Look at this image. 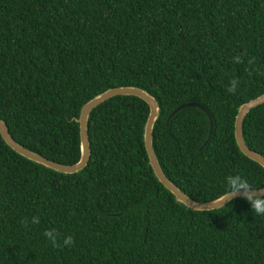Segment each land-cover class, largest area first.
Instances as JSON below:
<instances>
[{"label":"trees","instance_id":"obj_1","mask_svg":"<svg viewBox=\"0 0 264 264\" xmlns=\"http://www.w3.org/2000/svg\"><path fill=\"white\" fill-rule=\"evenodd\" d=\"M118 87L155 99L154 154L191 200L218 199L229 175L264 187V169L234 137L239 107L264 94V0H0V120L20 146L77 163L81 107ZM185 103L212 118L203 148L202 110L170 117ZM148 115L133 96L93 109L89 161L75 174L23 158L0 136V264H264V215L245 198L193 211L159 183L144 147ZM242 136L264 157V104Z\"/></svg>","mask_w":264,"mask_h":264},{"label":"water","instance_id":"obj_2","mask_svg":"<svg viewBox=\"0 0 264 264\" xmlns=\"http://www.w3.org/2000/svg\"><path fill=\"white\" fill-rule=\"evenodd\" d=\"M116 96H133L137 97L141 100H143L149 107V115L147 117L145 127H144V147L149 159V164L152 168V171L159 181L174 197L175 200L179 203H182L186 208L193 210V211H213L222 208L229 202H231L234 199L238 198H244V191L241 190L239 193L235 195L234 199H230L225 202V205L220 206L218 203V199L211 201V202H196L191 200L189 197H187L183 192H181L176 186H174L163 174L159 163L156 159V156L153 151L152 147V131H153V126L154 123L158 117V105L155 101V99L144 92L141 89L134 88V87H118V88H113L109 89L98 96L94 97L90 101H88L86 104H84L79 113V118L77 120L79 124V138H80V159L77 163L73 165H61L58 163H55L53 161H50L46 159L45 157L33 153L22 146H20L18 143H16L13 138L10 136L8 128L4 124L3 121L0 120V136L3 139V141L7 144L8 147H10L14 152H16L18 155L22 156L23 158L34 162L36 164L42 165L45 168H48L50 170H53L58 173L62 174H75L80 171H82L86 165L88 164L89 157H90V145H89V140H88V133H87V122L90 113L92 112L93 109H95L97 106L105 102L106 100L116 97ZM264 104V94L260 95L259 97L241 105L238 109L237 115L235 117V122H234V137L236 141V145L240 152L250 159L251 161L257 163L264 169V157L253 152L250 150L242 136V124L243 121L246 117V115L254 108ZM186 107H196L202 110L209 122V133L207 140L204 142L202 148L207 144V142L210 140L211 135H212V118L208 114V112L200 105L195 104V103H185L180 106H178L170 115L173 116L176 114L178 111L181 109H184ZM255 194L257 195H264V187L253 190Z\"/></svg>","mask_w":264,"mask_h":264},{"label":"clouds","instance_id":"obj_3","mask_svg":"<svg viewBox=\"0 0 264 264\" xmlns=\"http://www.w3.org/2000/svg\"><path fill=\"white\" fill-rule=\"evenodd\" d=\"M237 62H239V57L236 58ZM238 81L233 79L231 81V86L227 89L228 92L234 93L236 91V85ZM227 188L225 192L218 198V203L220 206L225 205V202L234 199L235 195L239 193L241 190L244 191V198L251 203L252 210L257 215H264V195H257L253 191V185L248 182L247 179L242 177L240 174L229 175L226 178ZM256 188V187H255ZM259 189V188H256ZM25 227H28L27 219L21 221ZM32 223L37 224L39 220L37 217L32 218ZM44 235L51 241L53 247H61L58 242L59 233L54 229H49L45 231ZM75 243L74 238L72 236H67L64 238L63 245L69 246Z\"/></svg>","mask_w":264,"mask_h":264}]
</instances>
